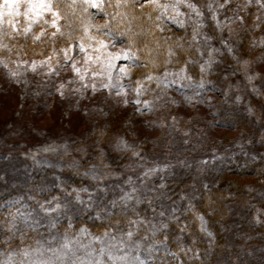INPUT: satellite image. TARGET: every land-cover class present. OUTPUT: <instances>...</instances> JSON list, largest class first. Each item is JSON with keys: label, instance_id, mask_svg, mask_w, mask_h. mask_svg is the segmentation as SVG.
Instances as JSON below:
<instances>
[{"label": "rangeland", "instance_id": "obj_1", "mask_svg": "<svg viewBox=\"0 0 264 264\" xmlns=\"http://www.w3.org/2000/svg\"><path fill=\"white\" fill-rule=\"evenodd\" d=\"M81 1L87 25L103 22L105 0ZM210 1L149 0L160 6L161 20L179 39L203 34L205 17L217 18L225 8L224 16L213 24L227 37L221 38L224 50L209 40L208 60L201 59L197 78L184 65L177 76L166 79L169 86L163 80L161 90L151 84L146 90L130 79L136 54L125 44L124 34L104 32L88 43L79 39L43 46L65 34L59 10L50 0H9L11 7L0 0V229L6 232L5 237L0 235V264H184L182 256L197 259L194 245L173 250L167 244L165 214L158 211L155 193L148 194L147 188H158L157 181L181 166L175 163V140L179 148L191 149L198 143L203 163L213 156L216 162L230 154L236 142L249 143L248 136L258 128L248 131L250 123L264 125V0H219L218 7ZM69 11L74 17L73 9ZM31 28L36 31L30 43L34 48L12 49L13 37ZM244 32L246 48L239 54L229 41ZM40 45L49 48V54L37 56ZM191 47L201 56L197 40ZM226 61L231 66H223ZM217 65L215 83L209 76ZM245 132L248 136H243ZM258 133L263 142L264 127ZM162 154L166 163L150 162ZM168 157L174 162L169 164ZM214 162L211 159L210 166ZM22 170L48 177L56 191L41 195L27 187L21 192L15 186L20 180L11 172ZM31 176L28 183L34 181ZM65 176L84 181L72 184ZM109 190L113 196L108 206L132 212L124 228L109 223L94 232L66 222L79 211L106 221L97 198ZM195 213L200 231L215 240L207 219ZM254 216L262 220L264 215L257 209Z\"/></svg>", "mask_w": 264, "mask_h": 264}, {"label": "trees", "instance_id": "obj_2", "mask_svg": "<svg viewBox=\"0 0 264 264\" xmlns=\"http://www.w3.org/2000/svg\"><path fill=\"white\" fill-rule=\"evenodd\" d=\"M194 1L195 3L204 4L205 0ZM50 2L55 9L59 10L60 19L62 18V32H65V34L60 36L59 40L49 41L43 46L49 47L52 44L59 45V43L64 44L79 39L88 43L91 37L96 38L94 36L96 34L104 35V32H109L111 36V33L114 32L119 33L121 37L124 34L126 36H123L125 44L136 54L131 62L134 69H130V79L139 83L146 90H149L146 87H149L150 84V87L153 86L155 89L161 90L159 87H161L160 82L163 80L169 86V81H166V79L170 76H177L184 65L193 70L192 75L197 78L199 75L197 71L199 64L202 60H208V58L206 59V50L209 46V40H212V43H216L222 50L223 43L221 38L224 40V36L227 37L225 34L218 32L213 24L217 19L219 21L222 15L226 13L225 8H221V12L216 13L215 16L217 18L214 15H209L208 18L205 17L203 23L206 24L207 28L203 34L197 38L185 34L179 39L161 20L162 9L160 6L152 4V2L149 3V0H105L102 14L103 22L91 25H87V21H85L87 13L83 1L50 0ZM210 2L218 7L219 0H211ZM69 8H72L73 12L76 13L74 17L70 16ZM20 13L19 15L21 16ZM19 15L16 16L18 19H20ZM130 17L132 22L130 24L129 22L125 23ZM21 19L24 25H27L28 21L23 16ZM32 29L23 30L21 35L16 32L20 36L13 37L12 49H16L17 46L20 51L27 52L32 50L34 47L30 43H34L32 38L36 32L32 31ZM245 34L246 32L238 36L232 35L229 41L230 46L237 49L239 54L243 52L241 50L246 48L245 40L247 38ZM196 40L201 45V56L193 54V47L191 46ZM17 41H19L20 45L16 44ZM43 46L37 47L36 52H40L37 56L49 54L50 49ZM38 48H42L44 53ZM221 53L223 55L224 51ZM239 54L237 56H240ZM192 56H194L193 59L190 58ZM224 56H226L225 59L230 57L225 54ZM225 63L227 64L228 61ZM219 72L220 68L218 65L212 68L209 77L214 79L215 83L219 79ZM153 83H156L157 86L153 85ZM188 92L192 96V92L190 90ZM236 111L240 112L239 110ZM231 112L234 113V110L231 109ZM224 113L227 115L230 110ZM255 127L258 128L255 132L252 131V135L248 136V132L243 135H247L250 139L248 144L244 145V143L236 142V147H231V153L216 162H214L215 158L213 156L206 163H203V152L197 148L198 143L194 144L195 147L191 145L192 151L186 147L179 148L180 142H176L175 138H172L173 141L175 140L174 146L178 148L173 149L174 156H177L175 163L181 164V166L176 170L172 169L169 172L171 175L165 180L157 181L158 188H150V191L147 188V190L148 194L154 191L155 206L159 212L165 214L163 220L167 221V231L163 235L170 248L176 250L181 246L189 247L194 245L199 250L197 259L182 256L184 264H264V216L261 218L262 220L256 219L254 216V211L257 209L261 210L264 215V156H261L264 151L259 150L262 148L261 146L264 148V141L262 142L258 138L261 135L258 131L264 125L250 123L248 131H250V128L253 130ZM152 158H149L151 159L150 162L166 163L164 154L153 156ZM158 159L161 160L157 162ZM172 159L173 157H168L167 162L169 164L173 163L174 160ZM211 159L214 162L213 166H210ZM109 161L110 164H116V160L110 159ZM117 162L120 163V161ZM0 168L3 167L0 165ZM1 172L0 170V174ZM11 173L20 180L18 183L16 182L15 186L18 188V185L19 189H22L21 192H26L30 189L32 192L35 191L42 193L41 195H47L56 191L51 189L53 187L49 184L51 181L48 182V177L43 176L41 178V173L38 171L26 173V171L22 170ZM28 174H32L31 179H34L32 183H28ZM4 175L6 176V174ZM227 176L232 178H227ZM65 177H67L66 179L69 183L82 184L80 182L82 178ZM243 178L244 181L241 180ZM245 178H252L253 181H246ZM234 179L237 180L235 181ZM144 180H146V177H144ZM83 181L84 179H82ZM48 188H50V192ZM112 196L109 190L107 193L100 194L97 198L98 208L103 209L106 221L102 218H94L93 215H83L79 211L76 212L75 216L66 218V222L73 224L75 227L84 225L94 232L102 231L109 223H116L117 227L124 228L125 221L132 212L129 209H112L108 206L107 201ZM228 197L230 198L229 200ZM208 201L210 202L208 203ZM172 209H176L178 213L174 214ZM196 211H199L207 219L208 225L214 231L215 240H210L200 231ZM176 216L177 218L172 220ZM5 234L6 232L3 233L2 229H0L1 237H5ZM8 239L10 242L13 241L14 244H17L15 238L8 236ZM2 245H0V253L3 250ZM17 247L19 248V246ZM171 264L176 263L172 262Z\"/></svg>", "mask_w": 264, "mask_h": 264}, {"label": "snow or ice", "instance_id": "obj_3", "mask_svg": "<svg viewBox=\"0 0 264 264\" xmlns=\"http://www.w3.org/2000/svg\"><path fill=\"white\" fill-rule=\"evenodd\" d=\"M5 4L9 7H11L12 5L9 3V0H5ZM189 7H192V5H189Z\"/></svg>", "mask_w": 264, "mask_h": 264}]
</instances>
